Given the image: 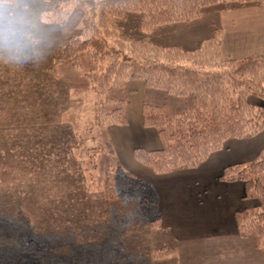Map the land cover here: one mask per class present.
Listing matches in <instances>:
<instances>
[{
    "label": "trees",
    "instance_id": "obj_1",
    "mask_svg": "<svg viewBox=\"0 0 264 264\" xmlns=\"http://www.w3.org/2000/svg\"><path fill=\"white\" fill-rule=\"evenodd\" d=\"M72 1L74 0H57V5L58 7L59 4L67 5ZM84 2L87 3V10L65 13L57 8L52 13L53 18H49L50 22L60 25L64 37L50 63L43 68L44 79L40 77L37 81L39 84L46 82L43 76L46 71L51 75L55 72L57 75L59 65L82 71L83 74L78 80L81 81V87H87L95 96L94 118L103 131L110 126H125L128 123L126 116L129 99L126 97L116 99L110 92L126 87L130 82L142 81L146 89L163 91L171 97L183 99V107L175 116L169 113L166 104L144 102V126L157 130L161 147L136 148L133 156L137 162L155 174L194 169L204 163L211 154L222 150L229 140L253 138L264 132V52L240 59H225L222 55L223 31L220 28L216 29L211 37L206 38L197 49L184 50L176 45L154 43L150 39L126 40L109 37L102 26V18L120 19L125 13L132 12L138 15L139 29L149 36L155 26L191 23L204 16L206 10L212 6L221 4L226 10L251 4L264 7V0H84ZM60 12L63 16L59 19ZM48 15L46 12L43 16ZM12 65L14 62L8 64L9 70L13 68ZM7 67L0 70L2 74L8 71ZM69 84L70 82L67 86ZM61 87L63 86L58 85L56 88L64 91ZM251 96L259 98L261 103L250 101ZM53 117H57L56 114L50 118L46 117L41 123L29 122L28 120H31L29 116L21 124L4 123V85L0 83V185L15 182L13 176L15 166L4 165V142L10 146L12 139L17 138L21 142L24 141L21 138L28 135L29 145L32 139L30 137L34 139L35 133H39L38 125H44L42 137L46 140L56 137L57 127H63L61 134H64L65 141H69L66 142L70 143L71 155L72 157L74 155L77 162L74 166L67 161L69 166L66 168L74 176L77 172L81 174L80 182L84 183L87 191L105 190L107 199L113 202L117 200L113 194L115 184H120V188L129 185L125 186L127 189L148 188L150 194L141 202L157 204L158 196L154 187L127 172L110 140L95 135L92 129L88 130L87 133L90 134L88 136L85 130L77 128L76 124L72 126L68 121L58 119L56 121L52 119ZM91 141L92 146H87ZM40 147L43 149L46 145L43 146L38 141L35 148ZM104 152L109 157L107 164L109 175L105 180L110 179L108 181H112V184L99 182L102 174H98L97 170L102 168ZM69 172L60 171L62 174ZM70 178L67 181L69 184ZM221 180L244 182L247 196L259 201V205L238 213L236 224L240 236L256 237L260 244L264 245V147L254 159L227 166ZM66 188L55 189L57 194L54 199L61 196L59 201L67 202ZM18 215L20 221L28 225V217L21 211ZM156 217L154 223L160 217L159 210ZM33 244L31 241L29 248ZM25 247L27 248L26 245H22V249ZM172 251V248L159 250L155 256L161 257Z\"/></svg>",
    "mask_w": 264,
    "mask_h": 264
},
{
    "label": "crops",
    "instance_id": "obj_2",
    "mask_svg": "<svg viewBox=\"0 0 264 264\" xmlns=\"http://www.w3.org/2000/svg\"><path fill=\"white\" fill-rule=\"evenodd\" d=\"M218 28L223 31V57L240 59L264 52V7L254 4L230 11L212 6L191 23L158 26L152 36L162 45L194 50ZM127 90L128 124L109 127L112 144L126 165L154 187L158 221L133 217L134 222L126 225L123 216L113 215L104 218V227L90 237L49 232L41 246L22 249L20 244L10 248L4 243L8 248L1 264H264V245L256 237L240 236L236 224V215L259 201L247 196L244 182L221 180L227 166L257 156L264 147V132L229 140L197 168L155 174L133 156L138 147H161L157 130L143 123L145 94L151 90L142 81L130 82ZM135 135L141 140H133ZM171 248V253L155 256L156 251Z\"/></svg>",
    "mask_w": 264,
    "mask_h": 264
},
{
    "label": "rangeland",
    "instance_id": "obj_3",
    "mask_svg": "<svg viewBox=\"0 0 264 264\" xmlns=\"http://www.w3.org/2000/svg\"><path fill=\"white\" fill-rule=\"evenodd\" d=\"M57 3V0H17L15 3V9L22 21L18 26L17 36L11 41L7 38L0 40V70L14 62L12 69L9 70L7 67L8 71L4 74L0 71V83L4 85V123L21 124L28 116L31 118L29 122L41 123L46 117L50 118L56 114L57 117L52 119L68 121L72 126L76 124V127L85 130L88 136H90L88 130L92 129L95 135L112 142L109 127L103 131L95 122L96 99L87 87H81V81L78 79L81 78L82 71L59 65L57 75L55 72L51 75L46 71L43 73L46 82L39 84L37 81L40 77L44 79L43 68L50 63L64 37L60 25L49 20L53 18L52 13L57 8L65 13L88 8L84 0H74L67 5L59 4V7ZM232 9L234 8L227 11ZM46 12L49 14L47 17L43 16ZM61 12L59 19L63 16ZM138 21L137 14L128 12L120 19L102 18V26L109 37L126 40L150 39L154 42L156 38L152 35L158 26H155L152 33L147 36L139 29ZM11 59L14 60L9 61ZM68 82L70 84L67 86ZM58 85H62L64 91L60 90V87L56 88ZM127 86L111 90L110 95L116 99L123 97L129 99ZM154 97H157V100ZM145 99L157 104H166L172 116L181 111L184 103L183 99L171 97L159 90H151L145 94ZM170 100L174 103H170ZM250 101L261 103V100L254 96L250 97ZM126 117L128 122V116ZM38 128L39 133H35L34 139L30 137L32 139L29 145L28 135L21 138L24 140L21 142L17 138L12 139L10 146L4 142V165L15 166L13 171L15 182L0 185V264L4 259V249L8 248L4 243L10 248L18 244L29 248L31 241H34L36 246H41L47 242L46 236L49 232H70L72 235L84 233L90 237L104 227L102 222L104 218L113 215H122L126 225L134 222L133 217H142L145 220L151 218L155 222L159 209L157 205L153 202H141L143 199L146 200L150 189L125 188L129 185H123L122 189L119 187L120 184H115L113 194L117 200L113 202L107 199L105 190L87 191L84 183L80 182L81 174L77 172L74 176L66 168L69 164L75 166L77 162L74 155L73 157L71 155L70 143H67L69 141L66 142L64 134H61L63 127H57L56 137H50L48 140L42 137L44 125H38ZM132 138L136 141L141 140L140 135ZM38 141L46 147L35 148ZM87 146H92V141ZM116 155L129 174L146 181L145 177L129 168L117 152ZM102 160V168L97 170L98 174H102L99 182L112 184V181H108L110 179L105 180L109 175L107 170L109 157L105 152ZM62 170L69 173L62 174L60 173ZM69 175L74 177L70 178ZM69 178L70 184L67 182ZM64 187H67L65 196H68V201L60 202L61 196L54 199L57 194L55 189L62 190ZM20 211L28 217V225L20 221L18 215Z\"/></svg>",
    "mask_w": 264,
    "mask_h": 264
},
{
    "label": "clouds",
    "instance_id": "obj_4",
    "mask_svg": "<svg viewBox=\"0 0 264 264\" xmlns=\"http://www.w3.org/2000/svg\"><path fill=\"white\" fill-rule=\"evenodd\" d=\"M16 0H0V40H14L21 17L15 9Z\"/></svg>",
    "mask_w": 264,
    "mask_h": 264
}]
</instances>
